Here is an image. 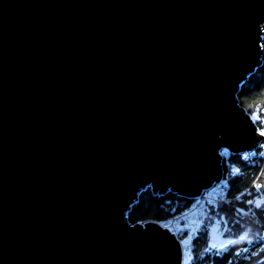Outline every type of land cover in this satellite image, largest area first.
<instances>
[{
  "label": "water",
  "instance_id": "water-1",
  "mask_svg": "<svg viewBox=\"0 0 264 264\" xmlns=\"http://www.w3.org/2000/svg\"><path fill=\"white\" fill-rule=\"evenodd\" d=\"M263 43L264 0H0V264H182L128 213L258 149Z\"/></svg>",
  "mask_w": 264,
  "mask_h": 264
},
{
  "label": "trees",
  "instance_id": "trees-1",
  "mask_svg": "<svg viewBox=\"0 0 264 264\" xmlns=\"http://www.w3.org/2000/svg\"><path fill=\"white\" fill-rule=\"evenodd\" d=\"M238 98L260 132H264V60L242 85ZM223 165L224 177L228 179L229 198L249 190L256 181L264 195V171L260 167L253 166L238 154L225 157ZM232 168L239 173L232 175ZM251 198L252 194H248L240 201L224 202L208 208L194 240L189 264H264V205L250 202ZM193 201V198L172 192L155 194L148 188L128 213V219L133 224L167 220L190 207ZM216 229L227 239L225 244L213 241Z\"/></svg>",
  "mask_w": 264,
  "mask_h": 264
},
{
  "label": "built area",
  "instance_id": "built-area-1",
  "mask_svg": "<svg viewBox=\"0 0 264 264\" xmlns=\"http://www.w3.org/2000/svg\"><path fill=\"white\" fill-rule=\"evenodd\" d=\"M224 156L227 158L229 154L226 152ZM245 159L251 160L253 166H258L264 170V145L261 150L253 153H246L243 155ZM239 171L236 168L231 169V174L236 175ZM228 179L223 176V179L204 190L199 196L194 198L190 207L184 211L177 213L166 221H142L143 226L145 223H157L163 228L169 229L181 243L182 248V264H189L192 260V252L194 247V240L198 236L201 224L206 218L207 210L210 206H218L221 203L231 201H240L244 196L252 194L250 202L258 205H264V195L262 194L259 183L253 184L252 187L238 194L234 198L227 196Z\"/></svg>",
  "mask_w": 264,
  "mask_h": 264
},
{
  "label": "bare ground",
  "instance_id": "bare-ground-1",
  "mask_svg": "<svg viewBox=\"0 0 264 264\" xmlns=\"http://www.w3.org/2000/svg\"><path fill=\"white\" fill-rule=\"evenodd\" d=\"M260 131V130H259ZM261 133H264V132H261ZM263 136V138H264V135H262ZM264 145V139H263V141H262V143L260 144V146L258 147V151H260L261 150V148H262V146ZM257 150H255V151H253V152H256ZM228 153L229 155H234V154H238V155H244V154H246V153H253V152H243V153H232V152H230L228 149H222L221 151H220V153H221V156L223 157V162H224V159H225V156H224V154L225 153ZM222 153H223V155H222ZM244 157V156H243ZM248 160V159H247ZM249 162H251V160H248ZM223 169H224V165H223ZM264 171V170H263ZM256 183H258V181H256L255 182V184ZM170 219V218H169ZM168 220V219H167ZM163 221H166V220H163Z\"/></svg>",
  "mask_w": 264,
  "mask_h": 264
},
{
  "label": "rangeland",
  "instance_id": "rangeland-1",
  "mask_svg": "<svg viewBox=\"0 0 264 264\" xmlns=\"http://www.w3.org/2000/svg\"><path fill=\"white\" fill-rule=\"evenodd\" d=\"M213 241L217 244H225L227 242V239L223 237V233L219 232L217 229L215 230L213 234Z\"/></svg>",
  "mask_w": 264,
  "mask_h": 264
},
{
  "label": "snow or ice",
  "instance_id": "snow-or-ice-1",
  "mask_svg": "<svg viewBox=\"0 0 264 264\" xmlns=\"http://www.w3.org/2000/svg\"><path fill=\"white\" fill-rule=\"evenodd\" d=\"M262 135H264V133H262ZM259 206V205H258Z\"/></svg>",
  "mask_w": 264,
  "mask_h": 264
}]
</instances>
